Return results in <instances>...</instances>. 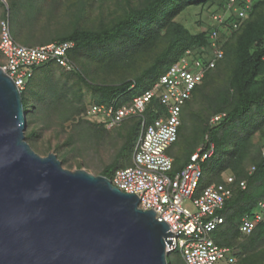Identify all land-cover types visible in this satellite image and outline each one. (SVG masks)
Listing matches in <instances>:
<instances>
[{
    "label": "trees",
    "instance_id": "16d2710c",
    "mask_svg": "<svg viewBox=\"0 0 264 264\" xmlns=\"http://www.w3.org/2000/svg\"><path fill=\"white\" fill-rule=\"evenodd\" d=\"M229 1L67 0L60 11L48 9L45 15L49 21L68 19L72 24L70 30L47 36L39 44L72 41L68 57L75 68L66 71L65 83L59 87L53 75L60 67L53 61L44 62L34 67L33 75L20 92L27 124L29 114L40 103L49 112L67 107L68 103L73 115L79 114L85 109L84 85L92 97L87 108L91 103H129L132 97L150 88L187 49L199 51L200 45H206L208 33L216 25L211 15L221 14L223 20L219 26L222 28H218L217 42L223 51L222 57L192 89L182 107L177 139L167 153L173 158L172 171H178L200 144L213 143V153L201 162L198 191L209 184L221 183L225 172L234 177V191L219 211L224 220L212 231V237L216 243L236 250L235 264H261L264 220L249 234L240 233L238 227L241 216L252 213L264 198L260 153L264 145V0H250L243 17L239 16V10L244 8L245 0H234L228 5ZM43 4L44 0H37L29 7L34 22L45 11ZM95 8L98 10L93 13ZM209 9L206 21L201 14ZM193 10L198 16L197 30H191L182 20L184 13ZM95 18L99 21L95 22ZM13 38L16 40L14 35ZM25 89L27 92L23 95ZM162 109L158 100L152 98L140 116H130L114 127L122 139L121 145L99 174L111 179L116 169L131 165L142 119L150 122ZM217 114L220 117L210 122ZM86 117L89 121L91 116ZM97 124L105 129L101 121ZM255 133L259 134L260 143L253 141ZM24 134L34 147L36 132L26 126ZM60 158L61 163L66 161ZM240 180H245L244 188L239 187ZM167 261L171 264L168 258Z\"/></svg>",
    "mask_w": 264,
    "mask_h": 264
},
{
    "label": "water",
    "instance_id": "95a60500",
    "mask_svg": "<svg viewBox=\"0 0 264 264\" xmlns=\"http://www.w3.org/2000/svg\"><path fill=\"white\" fill-rule=\"evenodd\" d=\"M26 126L21 92L0 67V264H168L165 221L110 178L37 153Z\"/></svg>",
    "mask_w": 264,
    "mask_h": 264
},
{
    "label": "built area",
    "instance_id": "2783aa9c",
    "mask_svg": "<svg viewBox=\"0 0 264 264\" xmlns=\"http://www.w3.org/2000/svg\"><path fill=\"white\" fill-rule=\"evenodd\" d=\"M233 1L230 0L228 5ZM3 2L7 4L5 0ZM250 4V0H245L244 8L239 10L240 17L245 15ZM211 19L216 25L208 33L207 44L200 45L199 51L187 49L150 88L132 97L129 103H91L86 110L87 116L101 117L105 126L115 127L130 116H140L152 98L162 105L163 109L152 121L142 119L131 165L116 169L110 180L121 191L136 194L139 208H151L158 220L168 224L173 232L168 239L172 238L173 246L166 245V253L178 250L185 264H217L219 261L235 264L237 261L233 247L220 245L212 237V231L224 220L219 211L233 194L234 177L226 175L221 183L209 184L198 191L201 162L213 153V143L200 144L178 171H172L173 158L167 153L177 139L184 103L206 70L213 67L223 54L217 42L223 17L214 13ZM233 26L236 27L237 23L234 22ZM72 47L73 42L69 40L24 45L13 38L8 18L0 19V54L3 59L0 67L20 91L33 75L34 67L44 62L53 61L64 71L73 70L75 65L68 57ZM220 115L212 116L210 122L216 121ZM260 153L264 166V145ZM238 185L244 188L245 180H240ZM185 199L191 201L194 211L183 205ZM256 208L261 211L241 216L240 233H251L264 220V198L258 201Z\"/></svg>",
    "mask_w": 264,
    "mask_h": 264
},
{
    "label": "rangeland",
    "instance_id": "374dc122",
    "mask_svg": "<svg viewBox=\"0 0 264 264\" xmlns=\"http://www.w3.org/2000/svg\"><path fill=\"white\" fill-rule=\"evenodd\" d=\"M0 0V19L8 18L11 31L16 40L25 45H36L46 41V37L54 36V34L65 33L70 30L72 24L68 19L52 20L46 19L45 12L48 9H56L60 11L62 5L66 4L67 0H44L43 9L37 15L34 22L32 10L29 7L35 5L37 0ZM9 5V6H8ZM10 7V8H9ZM98 9L95 8L93 13ZM210 10L203 12L202 18L208 21V14ZM195 10L186 12L182 15V20L191 30H197L196 19L198 16ZM95 22L99 21L94 19ZM48 28V29H47ZM49 31V32H47ZM54 32V33H53ZM2 56H0V63ZM66 73L61 68L54 71V83L62 87L65 83L63 75ZM83 102L85 109L91 101V91L85 85L83 86ZM27 92L22 91L23 95ZM71 94L68 93V99H71ZM76 103V102H72ZM67 107L54 108L50 111L44 107L43 103L39 104L38 109L29 114V124L27 128L34 130L37 137L33 140L32 147L40 155H46L48 152H54L60 157H64L66 161L62 166L68 169L84 168L94 174H99L105 163L109 162L119 146L121 145V137L117 134L114 127L104 128L97 124L101 121V117H90L89 121L84 110L79 114L73 115L69 104ZM37 108V107H36ZM84 120H81V119ZM253 141L260 143L259 134L255 133ZM60 145L57 150L56 146ZM58 157L59 159H61ZM226 172L222 174V178L226 176ZM183 205L191 210H195L189 199L183 201ZM254 211H261L259 208H254ZM264 214V212H263ZM169 263L171 264H185L180 252L172 251L167 254ZM217 264H225L224 261H219Z\"/></svg>",
    "mask_w": 264,
    "mask_h": 264
}]
</instances>
